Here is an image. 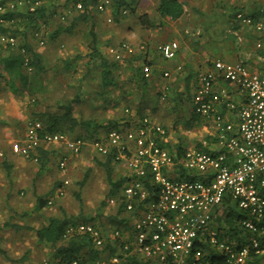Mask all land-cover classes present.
I'll return each mask as SVG.
<instances>
[{"label":"built area","instance_id":"2783aa9c","mask_svg":"<svg viewBox=\"0 0 264 264\" xmlns=\"http://www.w3.org/2000/svg\"><path fill=\"white\" fill-rule=\"evenodd\" d=\"M41 3L35 0L30 10ZM92 3L97 12L106 14L105 21L109 24L114 21L115 11L120 16L128 12L126 7H116L115 0H92ZM25 6L26 0H0V14L7 10L19 11ZM71 9L82 10L83 3H71L59 18L65 20ZM236 19L245 24L253 23L249 15L240 12ZM14 22L15 19H0L4 25ZM255 25L257 30L264 31L263 23ZM35 35L38 36V32ZM0 42L14 46L17 38L7 32L0 34ZM39 44H44L42 38ZM121 48L127 53L135 51L125 42ZM178 48L175 40L157 46L164 59H173ZM256 48L264 54V40L257 41ZM139 49L146 47L141 44ZM143 74L151 75L149 65L143 66ZM163 76L167 77L168 72ZM219 80L232 84L242 99L237 101L229 87L218 85ZM219 106L225 107L233 118H225ZM193 110L212 126L210 141H201L202 146H208V151L196 147L178 157L164 144L166 130L146 117L135 127L110 129L92 141L97 153L110 154L114 161L124 163L129 172V180L122 190L125 211L132 212L138 204L132 222L134 243H123L117 252L94 264H122L134 255H140L148 264H202L206 253L196 243L203 240L223 256L224 264H245L251 250L261 253L258 246L259 236L264 233V71L254 72L240 62L214 60L211 68L199 75ZM42 144L66 150L57 162L64 174L69 153L79 154L85 141L62 132L45 131L41 122L30 120L24 136L11 142L10 149L19 156L36 160L35 151ZM147 181L155 186L152 194ZM67 185L68 180L64 179L57 188L58 196L64 195ZM147 198V203H142ZM226 198L235 203L238 211L249 216L240 222L244 229L254 233L247 243L220 240L211 226L215 210ZM108 202L116 205L117 199L111 197ZM66 232L86 233L95 246L104 244L101 232L91 223L69 225ZM113 236L119 237L120 232L115 230ZM55 262L79 264L76 259ZM51 263L49 259L42 260V264Z\"/></svg>","mask_w":264,"mask_h":264},{"label":"rangeland","instance_id":"374dc122","mask_svg":"<svg viewBox=\"0 0 264 264\" xmlns=\"http://www.w3.org/2000/svg\"><path fill=\"white\" fill-rule=\"evenodd\" d=\"M41 1L46 3L48 1L50 2V0ZM198 1L199 0H195V3ZM205 1L207 4H210V7L212 4L216 6L219 4L217 0H201L198 4H204ZM29 2L31 1L26 0V6L29 4ZM186 2V4H191V0H186ZM157 3L158 0H139L137 6H135V13L130 12L128 9V12L126 15H124L125 17H123V19H118V22L114 21L110 24L105 21L103 16L102 18H99V14H94V17L98 19V25L94 26V31L97 36L98 47L103 56L109 60L116 59L115 54H119L120 56L117 60H120L122 56H128L126 52L119 50L120 44L129 41V43H137L138 41L141 42L139 38L142 33V30H140L139 27L133 29L131 32V27L133 26L135 28L136 24L131 17V19L128 20L129 16L143 13L147 10L146 12L154 11L153 15L156 17L155 12ZM26 6L24 8H26ZM54 9L55 12L51 16L52 25L49 24V26H45L44 23L42 24V20H40L35 27L24 28V32L10 31L11 33L15 34L17 38V44L26 40L28 41V44L32 45L36 50H41L42 48H46V50H48V52L45 54V65L46 67L50 66L49 72H52V68L54 67H51L54 62L52 61L53 59L57 60L55 66H58L59 69H61V61L65 57L74 56L76 52L81 54L83 57L82 61L80 62L85 63L87 56L85 53L82 54L79 51V45H85V43L88 42V32L90 28V24L88 26L80 24L78 27L85 31V33L83 35L81 34V36L78 38L74 39L61 34V36H58L57 41H51L50 35L52 30H55L59 25L67 24L66 18L65 20H61L59 18L63 6H59L57 4L56 7L54 6L51 8V10ZM72 10L73 9H71V11ZM194 14L195 13H190V15H188L186 19L187 23H191L192 21L198 19ZM183 18H185V16ZM36 32H38V36L35 35ZM231 34L228 36V39L232 36ZM126 36L129 38L131 37V39H127ZM181 36H183V32H180L176 35L178 39H180ZM39 38L44 40V44H39ZM54 42L58 44L57 47L55 46L56 44ZM177 60L178 58L175 59V61ZM123 62H125V60ZM78 64L79 70L82 63ZM89 67L90 68H88L89 70L87 72V70L82 65L83 71H85V75L87 77L85 79V84L92 88L95 87L96 90H94L95 93L92 92L88 94V100H90L92 97L97 98L99 94L98 90H100L99 85L95 86L96 80H94V78L96 79V68H94V66ZM183 69L184 68L182 66L180 72H182ZM26 70L30 73L29 80L31 81V84L33 86L36 85V88H38L39 84H42L43 82L42 76H38L34 72L30 71V69ZM118 71L119 80L121 78H126L128 70L126 69L125 63L120 65ZM57 72L60 73L59 70ZM64 75L65 72L63 73V76ZM71 75L73 76V73H71ZM74 75L76 74L74 73ZM68 82L69 85L72 86L68 89V96L72 97V95L74 96L75 93H77V87L74 83H79V79L78 77H72ZM184 85L185 84H183V87ZM188 85L189 86H187V88L189 89L190 93H193L194 85L191 83ZM154 86L155 85H151L153 88H148L145 99L153 98L154 92L156 90V86ZM50 87H57V84L55 86L50 84ZM125 88L132 90V94L137 95L138 100L140 99L141 94L139 90L142 89L131 86L130 84L125 86ZM187 88L184 87L183 90H181L183 101L178 102L177 99H174V97L178 98L180 87L177 84L172 83L169 85V92L167 96L160 98L159 94L156 92V96L154 99H152L154 101L150 102L149 108L152 110L153 119H156L155 122L163 126L168 131L171 141H181L185 145L193 146L198 142L205 140L206 136H210L211 138L213 129L210 122H207L204 119H202L199 123L197 120L192 121L190 110L191 105L189 106V101L187 99ZM60 89V87H57L54 95L52 93L50 96H47V98L44 99V102L52 103L56 97L60 98V96H62L59 94ZM37 93L38 92L36 91L33 96L39 100L40 104H43V100L40 99V93ZM80 95L81 96L79 97L78 102L74 103L73 107V113L75 116L80 115L86 119L92 118L97 122V124H104L106 119L113 115L114 111L106 110V112L102 107H99L100 110H91L89 107H87V105L82 104V102L79 103L80 99L86 97L85 94ZM106 96L108 98L109 94ZM104 98L105 96H103L101 100ZM33 99L34 98L29 100L25 99L22 103L15 100L11 96L10 101L4 106V113H0V116H16L20 113V111L23 112L26 102L30 101L29 104H32ZM124 103L118 101L116 104L119 108L118 115L122 114V110H124L125 107ZM136 104V101H133L132 105H134V108ZM38 108L41 110L44 108V106L40 105ZM18 116L24 121L25 126L30 120H32V117H27V115L24 113ZM95 126L96 125H94V127ZM98 130L99 133L103 135L102 130L99 128ZM80 132L84 131H75L70 136H75ZM18 134H20L18 130H12L8 126H0V264H42L43 259L50 258L51 249L49 246L42 243H37L33 234L34 231L31 230V228L39 226L41 223H43L48 215H62L63 213H66L79 218L94 217V222L103 224L107 230L114 229L115 224L112 223L113 221H108L107 216L115 213L116 207H112V205L108 202L110 197L107 196L108 183L106 180L105 170L104 168L102 169L101 167L96 166L95 163L96 159L99 160L98 158H100V156L94 155L92 157L91 153L89 152V155L75 158L73 165L68 166L66 173L62 174L57 167L56 154L60 152L55 153L52 149H50L48 151L49 158L46 161V166L45 168L41 169L37 163L38 161L36 160L32 161V159L11 158L9 146L11 142L18 140ZM6 154L7 161L11 165L10 171H8V169L3 166L4 157ZM121 164L116 165L115 169L112 170L113 176L115 178L124 176L126 173L125 167ZM40 170L42 173H40ZM84 178L86 179L83 185H80V182ZM64 179L68 180V185L65 187L64 195L55 199L53 203L48 205L43 212H37L33 210L35 205H31L26 209V211L23 209L28 205L29 199H35L34 202H37L38 196H48L50 194L49 191H51L53 188H57V185L59 183L61 184ZM30 185L35 188V191L33 193H26L27 189H25V186ZM8 192H10L9 195L7 194ZM23 214L28 215L24 216ZM6 221L12 224V227L6 228L7 232H4L1 225L5 224ZM263 235L264 233L262 236ZM4 238L5 242H3Z\"/></svg>","mask_w":264,"mask_h":264},{"label":"trees","instance_id":"16d2710c","mask_svg":"<svg viewBox=\"0 0 264 264\" xmlns=\"http://www.w3.org/2000/svg\"><path fill=\"white\" fill-rule=\"evenodd\" d=\"M33 3L35 0H30ZM77 1H81L83 3L82 10H72V14H68L66 16L67 24L59 25L55 30L51 32L50 40H54L55 37L62 32H69L74 30V28H78L80 24H84V26H88L90 41L88 43L89 53L87 57L89 58L87 63L88 66H94L95 77L96 80H99L100 89H104L101 93H110V91H114L115 89H122L124 87V91H120L122 94L127 93V89L125 86L128 84L125 82L119 83L118 76L115 73L120 68V63L125 60L126 69L134 72L136 75V79L138 82H143L144 85L147 84V78L143 75V66L145 64L134 65V62L140 59L139 54L133 56H122L120 60L112 59L104 57L98 47L97 36L95 34L94 27V18L92 15L91 9L88 6L92 3V0H50L43 2L40 5L34 7L33 10H30V4L19 11H11L7 10L4 13L0 14V19L5 21H10L11 19H15L14 23H7V25L0 23V34H5L7 32H24V28L35 27L38 24V21L42 20V24L45 26H49L51 24V16L54 14L55 9L51 10L54 6L58 4L59 6H66L70 2L75 3ZM116 7H126L130 10V12H134L135 10V0H115ZM53 4V6H52ZM156 12L160 18L170 17L175 20L180 18L185 13L184 2L181 0H158L156 5ZM116 13V11H115ZM60 20V19H59ZM138 23L143 29H151L156 26V21L149 18L147 13H143L138 17ZM117 21V18L114 19ZM113 21V22H114ZM52 25V24H51ZM81 56L76 54L74 57V61ZM119 59V58H118ZM44 55L38 50L34 49L32 45L27 44L26 42H19L17 45H3L0 43V113H4V106L7 102L10 101L11 96L19 101L24 102L25 99L29 100L33 99V103L29 104L30 101L26 102L23 108V112L20 111L16 116H0V126H8L12 130H18L20 134L17 135L18 140L22 138L25 134L26 126L24 121L18 115L22 113L26 114L27 117H32V120H36L41 122L43 130L51 131V132H62L67 135H72L75 132L76 127L80 126L84 128L82 131L75 135V137L82 138L84 141L90 140L94 141L99 139L100 133L99 130H102V134L106 133L110 129H117L121 127H135V120H139L141 122L145 115L142 113L143 110L141 108H137L136 113L132 115L129 111L130 105H125L124 110H122V114L119 116H111L106 119L104 124H97L93 119L90 120H81L73 113V105L75 99H56L52 103L44 102L40 104L39 100L33 96V94L37 91L38 93H42L40 87L33 86L31 81L29 80L30 73L26 69H30V71L34 72L37 75L44 74L46 71V65L44 63ZM92 61V62H90ZM72 61L67 62L65 65H62L61 69H71ZM150 62H148L149 64ZM90 68V67H88ZM88 72V70H87ZM83 77H86L85 72L83 73ZM118 79V80H117ZM129 83V82H128ZM108 90V91H107ZM188 91V100L191 101L193 99V94ZM105 93V94H106ZM107 99L105 96L104 100ZM36 101V102H35ZM44 106L43 109H39V106ZM27 110V112H26ZM0 114V115H1ZM114 114V113H113ZM192 121L197 120L198 123L203 119L198 114H196L193 110L191 113ZM91 122L95 124L91 127ZM190 123V122H188ZM94 125H96L94 127ZM197 125V124H196ZM22 133V134H21ZM205 140L210 141V137L206 136ZM167 146L170 150L171 147H177L180 152L175 151L178 157L183 153L180 149V144L167 143ZM197 148H202L205 151H208V146H202L201 142L196 144ZM10 149V146H9ZM173 151V150H171ZM185 151V150H184ZM6 152V151H5ZM7 154L4 157L3 166L11 170V165L7 161ZM37 163L42 168L44 166L45 161L48 157L47 150H39L37 156ZM33 157H31L32 159ZM113 157L108 154L104 159V168L107 174V183H108V197H115L117 199L116 211L113 214L107 216L111 221L114 222L117 227H128L130 218L135 215L137 209V203L135 204L136 209H134L127 216L123 214L125 208V197L122 195V190L124 185L128 182L129 178L127 176H120L118 179L112 178V170H111V162L113 161ZM114 162V161H113ZM86 178H84L80 185H83ZM60 183L57 185L59 187ZM149 193L152 194V190L155 188L152 182H146ZM154 197V196H153ZM152 197V198H153ZM151 198V196H149ZM143 200L142 203H147L149 200ZM47 204L46 199L38 198L35 208L33 210L40 211ZM28 215V214H23ZM129 215L131 217H129ZM244 217L249 218V216L244 215V213L237 210L235 203L226 198L223 200L221 205L215 210L211 222V226L217 231V237L220 240L234 242L238 244L247 243L249 238L254 235V233L249 230L244 229L240 222ZM94 217L88 218H79L74 215H69L63 213L62 215H48L45 218V221L41 223L39 226L31 228L34 231V237L37 243H42L51 249L50 258L56 260H78L79 264H94L97 259H101L105 252L114 254L117 252L123 245L122 242L117 241L111 242L108 241L103 244L100 248L95 246L93 239L86 233L79 232H71L67 233V227L69 225H77L78 223H91L94 225ZM9 226L12 227V224L9 222H5L1 226ZM260 235V234H259ZM196 246H199L206 253L203 256L202 264H224L223 256L220 255L214 248H212L207 240L198 241ZM259 250L261 253H255L254 250H251V253L246 260L245 264H264V235L259 236ZM118 249V250H117ZM124 264H148L147 262H143L137 259L135 256L129 257L125 260Z\"/></svg>","mask_w":264,"mask_h":264},{"label":"crops","instance_id":"0c3cea01","mask_svg":"<svg viewBox=\"0 0 264 264\" xmlns=\"http://www.w3.org/2000/svg\"><path fill=\"white\" fill-rule=\"evenodd\" d=\"M138 1L139 0H135L136 4L134 6H137ZM181 1L184 2L185 13L180 18L175 19V20L171 19L170 17L160 18L159 15L157 14V12H155V14H156V17H155L153 15L154 11L153 12H146L147 11L146 10L145 12H143V13H147L149 18L156 21V23H155L156 26L151 28V29H148V30L143 29L137 20L138 17L140 15H142L143 13L134 14V15L129 16L128 20H130L132 18L136 24L135 28L133 26L131 27V32L133 31V29H136L138 27L140 30H142L141 36L139 38V40L141 42H139V41L137 43H135V42L129 43L130 41L125 42V43H127L130 46L135 48V51H133L132 53H127L125 50H123L121 48L122 43L119 46V50L126 52V54H128L130 56L139 54L140 59L135 61L134 65L137 66V65H140V64L142 65V64L146 63V65H149L151 67V75L149 77H146L147 78V84L144 85L143 82H138L134 72L127 69L128 73H127L126 78H121L120 80H118V79L117 80L119 83H122V82L128 83L129 82L128 84H130L131 86H134L136 88L138 87L139 89H142V90H139V92L141 94V97L139 100L137 98V95L132 94V92H133L132 90L127 89L128 90L127 93L122 94L120 91H124V87H122V89L117 88L110 93H106V92L101 93L104 89H100V90H98L99 94H98L97 98L92 97L90 100H88V94L92 93V92L95 93L94 90H96V89H95V87L92 88V87L85 84V79L87 77L83 78V73L85 71H83L82 65L86 70H89L88 69L89 66L87 65V63L80 62V61H82L83 57L81 54H78V52H76L74 56H70V57L68 56L65 58L63 57L64 59L61 61V66L63 64L65 65L67 62L72 61L73 63H72L71 69H67V67H66V69H64V68L59 69L58 66H55L57 60L53 59L52 61H54V62L51 65V67L52 66H54V67L52 68V72H49L50 66H48V67H46V71H44V74L38 75V76H42V79H43L42 84H39V86H38L41 88V90H43V92L39 94L40 97L45 99V98H47V96H50L52 93L54 95L56 88L60 87L61 89L59 90V94H61L62 96H60V98L56 97L54 99V101L56 99H75L74 103H77L79 100V97L81 96L80 94H85L86 97L83 99H80L79 103L82 102V104L87 105V107H89L91 110H94V109L100 110L99 107H102V108H104V111H106V110L107 111H114L113 116H119L118 115V111H119L118 109L119 108H118V105H116L118 103V101L122 102V103L125 102L124 106L125 105L127 106V104L130 105L129 111L132 115H134L136 113V109H137V107H139L143 110L142 113L145 115L146 118H148L154 124L161 126L160 124L155 122L156 119L155 118L153 119L152 110L149 108L150 102L154 101L152 99H154V97L156 96L155 94L158 93L160 98L167 96V94L169 92V85L174 83L180 87L179 93H178V98L174 97V99H177L178 102L183 101V96H182L181 90H183L184 87L187 88V86H189L188 84L191 83L194 85V92L192 93L194 95V93H195V91L199 85V75L204 73L205 71L209 70L211 68L212 62L214 60L220 59V60L228 61V62H240V63L246 65L250 70H252L254 72L264 71V54L256 48V42L259 40H264V31L257 30L256 25H255L258 22H261L264 24V0H217L219 4L217 6L212 4L211 7H210V4L206 3V1L204 2V4H201V3L198 4L199 1H201V0H199L197 3H195V0H191V4H186L187 3L186 0H181ZM220 1H222V2H220ZM71 3L72 2H70L66 6H63V9L60 13H62L65 9H67ZM194 7H197V8H194ZM89 9L93 10L92 11L93 17H94V14H99V18H102V16H103L105 19L106 14L97 12L95 9L94 3H91V7ZM239 12L243 13L245 15H249L252 18L253 23L252 24H245L243 22L238 21L236 19V14ZM190 13H192V14L195 13L194 15L198 19H196L195 21H192L191 23H187L186 19H187L188 15H190ZM70 14H72V12ZM113 16H114V19L117 18L116 22H118V19L120 20V19H123V17H125L124 15L120 16L118 11L116 13H113ZM184 16H185V18H183ZM93 20L95 21L93 23L94 26L98 25V19L95 17ZM119 23H120V21H119ZM119 23H117V24L120 25ZM180 32H183V36H181V38L178 39V37H176V35ZM84 33H85V31H83L80 27H78V28H74V30H72V32L69 31V32L59 33L55 37V39L52 41H57L58 36H61V34L65 35L66 37H72V38L76 39L79 36H81V34L83 35ZM231 33H233V34H231ZM230 34L232 36L228 39V36ZM23 37H24V35H23ZM88 37H89L88 42H86L85 45H79V47H80L79 51L82 54L85 53L86 56L89 53V50H88V43L90 41L89 32H88ZM126 37H127V39L129 38L128 36H126ZM129 39H131V37ZM171 40H175L178 43L179 48L177 50L176 56L174 57V60L173 59L172 60L171 59H164L162 57V55L158 52L157 46L161 43L168 42ZM126 41H128V40H126ZM24 42H26L28 44V41L24 40ZM54 43L56 44L55 46L57 47L58 44L56 42H54ZM141 44H143L146 47L145 50L139 49V46ZM38 52H41L44 55V59H45L44 63H45L46 62L45 54L48 52V50H46V48H42L41 50H38ZM76 54L80 55L81 57L77 58V60L74 61V57H76ZM115 57H116V55H115ZM118 58L116 57V59H118ZM176 58H178L177 61H175ZM86 59L87 60H85V62L89 60L88 57ZM90 62H92V61H90ZM148 62H150V63L148 64ZM78 63H82L81 68L79 70H78V66H79ZM122 63H124V62H121V64ZM182 66L184 69L182 70V72H180ZM58 70L60 73L57 72ZM165 71L168 72L167 77L163 76V73ZM64 72H65V75L63 76ZM71 73H73V76L71 75ZM74 73L76 75H74ZM115 75L119 76V71H117L115 73ZM70 76L78 77V79H79V83L73 82L75 84V86L77 87V89H76L77 93H75L74 96L72 95V97L68 96V94H69L68 89L70 87H72L71 85H69V82H68L72 78ZM94 80H96V79L94 78ZM50 84H52L53 86H55L57 84V87L51 88ZM98 84H99V80H96L95 86H97ZM183 84H185L184 87H183ZM151 85L156 86V90L154 89L155 90L154 96H153V98L145 99L148 88L151 87ZM218 85L219 86L226 85L227 87H229L234 98L237 101H240L242 99L241 96L236 91V89L234 88V86H232V84H230L224 80H219ZM151 88H153V87H151ZM108 94H109V96L105 101H103L104 99L101 100V98H103V96H106ZM187 99H188V95H187ZM133 101H136V103H137L135 108H134V105H132ZM189 106H190V110L192 113L193 99L191 101H189ZM73 107H74V105H73ZM218 110L225 115V118H230V119L233 118L232 114L225 107L219 106ZM76 117L78 118L79 121L92 119V118L86 119L85 117H81L80 115L76 116ZM94 122L97 123L96 121H94ZM94 122H91L92 123L91 127L93 124H95ZM135 123H139V120L138 121L135 120ZM161 127H163V126H161ZM83 129L84 128H81L80 126H78V127H76L75 131H81ZM67 136L71 137V138L75 137V136H69V135H67ZM163 141H164L165 145L169 142L173 143V144H180V146H181L180 149L182 150V148H183L182 152H184V150L186 151L187 149L196 148V145H193V146L192 145H185L181 141H173V140L171 141L169 133L167 130H166V134L163 138ZM91 143H92V141L86 140L85 145L83 146V149L81 150V152L79 154H70L69 153L67 168H68V166L73 165L75 158L82 157L85 155H89L88 154L89 152L91 153L92 157L94 155L100 156V158H98L99 160L96 159L95 163H96V166H99L102 169L104 168L103 162H104V159L106 156L97 153L94 150ZM40 149L47 150V152L50 149H52L53 152H55V153L60 152V153L56 154L57 155V162H58L60 155L63 153H66V150H64L62 147L58 148V146H55L52 144H42L35 151L36 157L38 156ZM171 150L180 152L179 149L177 147H174V146L171 147ZM10 156H11V158H15V159H17V158L31 159V157L30 158H24L22 156H19V155L13 153L11 151V149H10ZM48 157H49V152H48ZM33 160H34V158H32V161ZM47 160H48V158H47ZM36 161H37V159H36ZM46 161H45L44 166L42 168L39 166L41 169L45 168ZM113 161L111 162V165H110L111 170L115 169L116 165L122 163V162L118 163L116 161H114V162ZM121 165H123L125 167L124 163ZM104 170H105V168H104ZM125 170H126V173L124 176H127L129 178V172L126 169V167H125ZM40 173H42L41 170H40ZM105 173H106V171H105ZM111 174H112L113 179L119 178V177L115 178L113 176L112 172H111ZM106 178H107V174H106ZM57 188H58V186H57ZM57 188H55V189L53 188L51 191H49L50 194L47 193V194H49L48 196L42 197V195H41V196H38V198L46 199L48 205L52 204L55 199L60 197L57 195ZM25 189H27L26 193H28V192L33 193L35 191V188L32 185L25 186ZM7 194L9 195L10 192H8ZM32 197H33V195H32ZM34 200L29 199L28 205L26 207H24L23 209H25V211H26V209L29 208L31 205L32 206L36 205L37 202L36 201L34 202ZM48 205H46L39 212H43ZM113 206L116 207L117 204L112 205V207ZM130 213L131 212H127L125 210L123 212V214L126 216ZM55 215H61V214H55ZM129 217H131V216L129 215ZM134 217H135V215H133L130 218V222H129L128 227H125V226L117 227V225H115L114 229H110V230H107L106 227L101 223L100 224H98L96 222H93V223H94V226L101 232V235L104 238V243L107 242V240L111 241V242H115V243L117 241H120L122 243H128V241H131V243H134V233H133V229H132V222H133ZM107 219H108V221H111L108 217H107ZM112 223L114 224V222H112ZM8 227H10V225L2 227L3 228L2 230L4 232H7L6 228H8ZM115 230H118L120 232V236L117 238H114V236H113V232ZM0 238H1V236H0ZM3 242H5V238H4ZM110 255H111L110 253L105 252L104 256L101 259H107ZM135 257L137 259L141 260L140 255L135 256ZM48 259L51 260V262H52L51 264H57L55 262L56 259H51V258H48ZM124 262H125V260L123 261L122 264H124Z\"/></svg>","mask_w":264,"mask_h":264}]
</instances>
